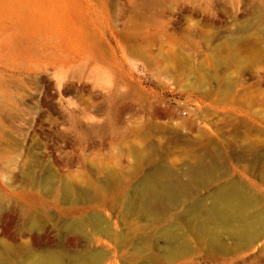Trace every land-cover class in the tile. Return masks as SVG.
<instances>
[{
	"label": "rangeland",
	"instance_id": "374dc122",
	"mask_svg": "<svg viewBox=\"0 0 264 264\" xmlns=\"http://www.w3.org/2000/svg\"><path fill=\"white\" fill-rule=\"evenodd\" d=\"M200 155L216 179L143 205ZM227 183L264 222V0H0V264H264V227L186 220Z\"/></svg>",
	"mask_w": 264,
	"mask_h": 264
},
{
	"label": "bare ground",
	"instance_id": "6f19581e",
	"mask_svg": "<svg viewBox=\"0 0 264 264\" xmlns=\"http://www.w3.org/2000/svg\"><path fill=\"white\" fill-rule=\"evenodd\" d=\"M209 149L210 151L218 150L213 144L209 145ZM194 159L180 171L159 166L149 171L145 179L138 184L136 192L143 205L147 209L159 212L169 204L184 203L193 186L198 188L206 184V181L217 178V175L209 172L211 164L206 157L200 155ZM218 193L220 199L211 195L209 203L205 202V198H200L187 205L185 212L188 216L186 219L188 224L199 221L201 229L212 237L216 236L215 239L219 236L220 229H225L234 239L251 242L253 235L264 227V222L259 217L251 215L248 220L246 208L244 209L234 198H239V190L232 184L220 186ZM163 232L167 238L173 236L168 231ZM169 238L168 240L172 241L174 236ZM177 246L173 243V252L178 250Z\"/></svg>",
	"mask_w": 264,
	"mask_h": 264
}]
</instances>
